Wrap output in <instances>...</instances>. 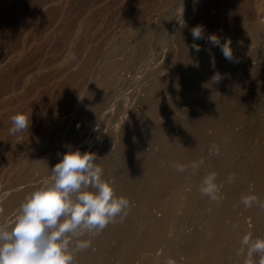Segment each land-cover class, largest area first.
<instances>
[{
    "label": "rangeland",
    "instance_id": "1",
    "mask_svg": "<svg viewBox=\"0 0 264 264\" xmlns=\"http://www.w3.org/2000/svg\"><path fill=\"white\" fill-rule=\"evenodd\" d=\"M252 1L255 2V0ZM200 2V0H190L188 3L187 0H0V222L11 223L24 198L51 177V168L59 162L63 153L69 148L79 149L81 152H93L98 149L93 152L97 151L95 154H97L98 161L112 157L103 172L104 178L114 180L115 184L126 175L127 162L134 144L143 138L154 136V141L144 147L147 162L140 177L144 173L152 171L155 174L159 171L164 164L163 147L167 143L166 140L169 135L178 132L176 124H171L170 121H175L177 117L185 115V113V118L198 112L201 113L203 107L212 104V97L219 100L224 92H215L212 96H208L204 90L186 94L182 90L183 87H180V94H183L179 95L176 106L171 107L168 114L160 116L156 122L149 123L141 130L137 129L138 133L134 130L130 136L132 140L128 138V142L121 147L124 155L119 153L120 151L117 154L114 152L121 140V136L119 137L118 134L119 126L129 116L127 115L129 112L130 115L142 116L140 109H144L150 103L145 88L149 87V84L151 85L155 75L161 74L162 77H165L172 74V70L181 59L177 37L179 39L180 30L189 21L192 24H198L199 20L203 18V14H201V18L200 15L192 21L189 17L190 11L194 7L201 6ZM145 37L151 41L147 45L146 50L148 51L140 54L137 50ZM215 47L217 46L207 42L199 44L200 51L185 52L184 60L194 63L198 59H205L204 53ZM262 47L264 46L262 45ZM132 51L134 54L130 57ZM108 56L117 57L116 60L122 63V70L117 74V82L113 86L106 87L103 91L104 78L101 76L100 68L106 60L110 59ZM262 67L261 65L260 68ZM78 68L85 70L80 75V79H83L75 85L76 87L74 86L78 90L76 91L72 89L71 81ZM72 73L73 75H71ZM239 73L236 77L240 79L236 78L237 82L234 78V82L232 80L229 83V90L234 91L236 86L233 84L236 82L239 86V94L245 98H255V104L248 111L250 121L248 120L241 127L236 128V139L233 138L232 142L234 139L237 142L229 147L235 158L231 155L233 162L230 157L229 161L232 163L230 164L228 161L229 164L226 166L230 168L229 170L233 171L234 169V172L230 171L232 174L230 172L228 174L236 176V178H238V171L247 165L248 149L258 142L259 126L257 124L261 123L264 117L262 116L264 114V89L258 90V93L262 91L259 94L254 92L253 87L247 89L243 84L250 83L252 79L243 80L241 78L242 71ZM148 74H151V77ZM68 77L70 79L67 81ZM62 88L69 89L70 92L64 91ZM229 90L228 92L231 93L232 91ZM170 95L171 92L165 93L162 99L166 100ZM101 98L109 100L104 102V99L102 101ZM98 99L101 100L100 103L102 102L103 106L98 103ZM235 102L231 103L229 109L236 107L237 103ZM141 105L142 108L139 107ZM191 106H194L195 112L188 113ZM96 108L99 110L95 111ZM18 112L29 116L30 126L16 135H10L9 129L12 127L10 118ZM145 118H148L147 114ZM257 120L260 121L257 122ZM256 128L258 129L256 130ZM253 134L254 137H252ZM250 137L255 140V143ZM106 140H110L112 146L108 155L99 153V148ZM239 140L241 153L240 150L234 149L235 143L239 144ZM224 144L226 145V143ZM249 145L251 146L249 147ZM237 152L239 153L236 154ZM216 158L214 156V160ZM236 161L240 163H234ZM212 166L213 168L206 170L207 174L210 169H215L214 172L218 175L219 171L216 170V165ZM204 174L200 177L203 178ZM227 176L229 177V175ZM200 177L199 181L197 180L198 185L202 181ZM228 177L225 176L221 180L226 186H223L222 182L219 183L221 190H225L226 187L228 190L233 189L232 185L236 178L231 183L228 182ZM251 185L252 183L247 177L242 185H239V194L245 192L240 196L249 195L252 189ZM12 194L18 198L16 199ZM5 204L9 207L7 208ZM133 205L136 203L134 202ZM199 205L185 225L177 222V218L174 223H177V226H182H179L178 229L174 224H171L174 226L169 234L174 235L176 246L167 244L162 250L163 252L158 251L157 256L154 257H151L153 255L150 254V256L148 252V254L143 252L135 264H164L167 258L175 259V262L179 259L182 260L186 256L185 246L188 245V241L192 237L194 238L200 232L201 227L204 226L201 229L203 232L207 230L208 232L206 231L205 234L209 236L211 234L210 227L216 221L218 214L220 215V204H217L216 207L213 203ZM237 206L236 214L239 219L241 218L239 220L241 222H238L240 227L239 224L237 226L240 228L238 232L241 231V234L237 233L234 245L239 249L241 235L243 236L253 228V220L249 214L244 213L247 208L240 201ZM201 208L202 213H200ZM195 211L196 214H194ZM155 212L156 210H154ZM206 212H209V215ZM156 213L157 216L161 215V212ZM210 213L213 214V217ZM204 215L205 220L202 217ZM214 216L216 217L214 218ZM237 216H234V219H238ZM135 220L137 219L135 218ZM120 221L121 219L118 217L115 224ZM200 224L203 226L200 227ZM113 244L115 243L113 242ZM230 245L223 248L222 252L224 253L218 255V259L213 261L214 264L222 262V264H234L232 263L233 253L238 249L233 250L234 248ZM182 247L184 249H181ZM97 250V245H94V251ZM227 251H233L232 257L231 253ZM106 253L102 254L104 260L101 264H109ZM254 260L258 264L259 256L254 257Z\"/></svg>",
    "mask_w": 264,
    "mask_h": 264
},
{
    "label": "bare ground",
    "instance_id": "2",
    "mask_svg": "<svg viewBox=\"0 0 264 264\" xmlns=\"http://www.w3.org/2000/svg\"><path fill=\"white\" fill-rule=\"evenodd\" d=\"M200 1L202 2V4L200 2L199 5L201 6L197 5L198 7H194L190 11L189 17L192 21L203 14V18L199 20L198 24H192L189 21V23L187 25H184L183 29L180 30L178 35L179 39L177 37V41H179L178 50L181 59L172 70L173 72L171 75L165 77H162L161 74L155 76L153 75V82H150L151 85L149 84V87L145 88V91L147 92L150 99L147 100H149V104L153 105L149 106L148 104V106H146L142 110L139 108L140 111H142L141 117L140 115L138 116L135 114L130 115V112L129 114H127L129 116H127L119 126L118 134L119 137L121 136V140L118 146L114 149V152H116L117 154L120 151L119 153L123 154V150H121V147L128 142V138H130L131 133L134 130H141L146 125L148 126L149 123L156 122L160 118V116L164 114L167 115V112L170 110V108L176 106V101L178 100L179 95L183 94H180V87H183L182 90L186 94L191 92L197 93L204 90L208 94V96H212L215 92H224V95L222 94V98L219 100L217 97V99L212 97V104L203 107L201 113H195L193 115H190V117L188 116L187 118L184 117L186 115L185 113V115H180L179 117H177L175 121H170L171 124H176L178 132L168 136V139L166 140L167 143L163 147L164 164L155 174L151 171V173H144L142 177H140L141 173H143L145 170V164L147 162V154L144 150V147L146 144L148 145L152 143L155 137H146L145 139L143 138V140L134 144L131 156L127 162L126 175L121 181H116V183L114 184L115 194L118 197L123 196L127 198L130 202L128 215L125 216L117 224L110 223L99 235L89 237L92 241L91 247L76 254V264H101L104 260L102 258V254L105 252H107L106 259L108 260L109 264H135V261L138 260L140 254H142L143 252H148L149 255L152 254L153 256L150 255L151 257L157 256V252L162 251L167 244L176 246L174 240L175 237L174 235L169 234V232L174 225L178 227V229L182 225H179L180 227L177 226V223L175 224L174 220L177 221L178 219L177 222H179L180 224L184 223L185 225V223H187L186 221L190 218L191 214L199 204V206H204L213 203L215 207L217 204H220L221 209L220 215L218 214L219 217L217 216L218 219L216 218V221L210 227L211 234L209 235L207 233L209 235L207 236L205 234L207 230L203 232L201 228H203L204 226L200 224V227L203 226L200 228L201 230L199 229L200 232L195 235L194 238L192 237V239L188 241V245L185 246V258H181L182 260L179 259L175 262V264H211L213 261H216V259H218L219 254L224 253L222 252L224 247L231 244L230 246L234 248L233 250L238 249L237 246L234 245V239L236 235H238L237 233L241 234V231L238 232V229H240V224L238 222H241L239 221L241 220V218L239 219L236 214L238 210L237 203L238 201H240V194L245 193L242 192L239 194V185H242V183L248 177L250 179V182L252 183V189L249 195H255L259 199L264 200V117L262 118L263 120L261 121V123L258 122L261 119L257 120V125L259 126L258 142H256L257 144L252 138L254 137V134L252 137H250L255 145H249V147H251H248L249 149L247 148L249 151H247L248 158L246 167L242 170L240 169V173L235 168L238 171V178H236L235 176L236 180L235 182H233V189L228 190V188L226 187L227 189L224 188L225 190H221L223 191L221 192L223 199L217 203L211 202L208 197L201 195L199 191L200 184L198 185L199 177L204 173L207 174L206 170L211 167L213 168L212 165L214 164L216 165V170L219 171L216 181L218 186L219 183L222 182L221 180L225 178V176L228 177L227 175H230L228 173L232 170H229L230 168H228V166L226 165L230 162L229 158L234 155L231 154L233 153V151L230 152L231 149L229 147H231L234 142H237V140H235L236 128L239 126L241 127L244 122L246 123V121L249 120L248 111L253 107V104H255V98H245L241 94H239V86L236 84V82L235 84H233V86L236 87L234 88V91L231 90V92L229 90V83H231L232 80V82H234V78L236 79V76L240 74V71H242L241 78L243 80L252 79L250 83L243 84L244 87H247V89L249 87H253L254 92L257 94H259L260 92L262 93V91L258 93V90L264 89V47H262V45L264 46V0H255V2H253L252 0ZM188 2H190V0H187V3ZM201 17L202 15L200 16V18ZM197 25H200L202 27L204 39L194 41L191 35V30ZM210 35H216L220 40L221 45H223L225 42H228L232 51V60L229 61L228 59H225L222 54L221 48L215 47L213 50H208L209 52L204 53V57H206L205 59H198L194 63H191L190 60L186 62V59L184 60L183 54L185 52L188 53V51H190L191 53L196 52L192 47L194 43L197 46L206 42L209 43L208 37ZM150 41L148 37H145L140 44V48H138L137 51L140 54L148 51L146 49ZM254 45L255 47H252ZM190 52L189 54H191ZM133 54L134 53L132 51L130 57L131 55L133 56ZM109 58L110 59L106 60L100 68L101 76L102 78H104V83H101L102 88H104L103 91H105L106 87L113 86L117 82V74L118 72H120V70H122V63L119 60H116L117 57L114 58L113 56L112 58ZM261 65L263 66L262 68H260ZM247 67H249V69H247ZM83 70H80L78 68L76 70L77 72L74 71V75V72L71 74L73 75L71 81V87H73V90L78 91L76 88H74V86L76 84H79L78 82L83 79H80V75H82ZM151 74L148 75L150 76ZM68 79L70 78L68 77L67 81ZM237 79L236 81L238 82ZM78 86L79 85H77V87ZM62 89L64 91L70 92L69 89ZM228 90L231 93H229ZM168 92H171L170 97L166 100L164 98L162 99V97L165 96V93ZM244 93L246 94L247 92ZM103 99L104 102L105 100H109L108 98ZM100 101L101 100H99V102H95L100 103ZM233 101H236L235 103H237V105L236 107L234 106V109H229V106L231 105V103H233ZM100 104H102V102ZM100 104L99 106L101 107ZM143 105L145 106V103ZM139 107L142 108V105ZM98 108H96L95 111ZM192 112H195L194 106H191L190 110H188V113ZM146 114L148 115V118H145ZM254 115L255 114L253 113V117ZM262 116H264V114ZM80 120L82 121V119ZM239 129L238 131L240 132ZM257 129L258 128H256V130ZM132 136L134 135L132 134ZM233 138L235 139L232 142ZM224 143H226V145ZM240 143V140L239 144L235 143V150H240ZM213 144L218 145L219 155H209V149ZM111 148L112 146L110 144V140H106L99 148V153L101 152L102 154L108 155V152L111 151ZM241 151L242 150H240V153ZM238 153L239 152H237L236 154ZM214 156L217 157L215 160ZM111 158L112 157L96 161V163L100 167H102V169H105L109 164ZM200 160L204 161L203 165H199ZM236 160L238 161V159ZM237 161L234 163H240ZM232 162H230V164ZM193 163L199 165V167L195 170L190 167ZM176 164L187 165L189 167L184 173H179L176 171ZM238 167H240V165ZM232 172H234V169ZM232 172L230 173L232 174ZM234 175H236V173H234ZM200 179L203 178L200 177ZM227 185L229 186L230 184ZM223 186L226 185L224 184ZM18 196L20 197V195ZM14 197L16 198L15 195ZM134 202L136 203V205H133ZM6 207L8 208L9 206ZM154 210H156V212H161V215L157 216V213H154ZM200 210V213H202V208ZM196 211L194 214H196ZM206 213H208L209 215V212ZM206 213L203 214L207 215ZM212 213H214V211H212ZM244 213L249 214L253 220V228L251 230L249 229L250 231H248L247 233H251L253 237L264 238V209H260L254 205L251 208L245 209ZM205 215L202 216L204 218L203 220H205ZM211 215L213 217V214ZM234 216H237L238 219H234ZM215 217L216 216H214V218ZM135 218L137 220H135ZM208 218L209 217H207V219ZM195 219L198 220V218ZM237 224H239V227L237 226ZM245 228L246 227L244 226V229ZM113 242L115 244H113ZM94 245H97V251H94ZM181 249H184V247H182ZM232 252L233 251L229 252L231 253V257ZM236 252L237 251L233 253L232 263L244 264L245 257L237 256ZM94 261L95 263H93ZM218 262L220 263L219 260ZM212 264H214V262Z\"/></svg>",
    "mask_w": 264,
    "mask_h": 264
},
{
    "label": "clouds",
    "instance_id": "3",
    "mask_svg": "<svg viewBox=\"0 0 264 264\" xmlns=\"http://www.w3.org/2000/svg\"><path fill=\"white\" fill-rule=\"evenodd\" d=\"M193 40L204 39L203 29L191 30ZM208 42L221 48L225 59L232 60L228 42L221 45L216 35ZM197 52L199 46L192 45ZM219 79V77H218ZM10 135L28 129L30 118L18 112L11 116ZM219 155L218 145L213 144L209 155ZM90 151L79 149L64 152L62 158L51 168V177L28 194L19 206L11 223L0 222V264H76V254L91 247L89 237L99 235L110 223L128 215L130 202L117 196L114 180L104 178V172ZM204 161L200 160L199 165ZM193 163L190 167H199ZM189 166L176 164V171L184 173ZM195 174V173H194ZM229 182L235 177L229 175ZM217 174H206L199 191L211 202L223 199L217 184ZM240 203L245 208L254 205L264 209V200L255 195H241ZM237 256H244V264H264V238L246 233L239 241ZM164 264H175L167 258Z\"/></svg>",
    "mask_w": 264,
    "mask_h": 264
}]
</instances>
